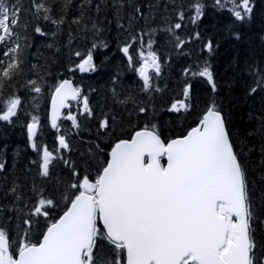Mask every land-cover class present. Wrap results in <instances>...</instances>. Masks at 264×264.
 <instances>
[{"label":"trees","instance_id":"1","mask_svg":"<svg viewBox=\"0 0 264 264\" xmlns=\"http://www.w3.org/2000/svg\"><path fill=\"white\" fill-rule=\"evenodd\" d=\"M4 2L20 9L13 37L0 44V61L4 62L0 67L6 66L13 55L10 50L17 46L14 55L20 61L18 74L5 80L0 89V114L10 98L21 100L17 115L0 121V164L4 165L0 170V228L14 241L13 254L18 253L20 243L40 242L47 224L63 214L76 194L70 185L84 175L94 182L116 142L153 124L166 142L183 136L214 102L245 171L254 264H262L264 0H249L250 13L239 7L242 0H36L51 9L48 13H36L34 0ZM197 4L201 6L199 18ZM236 10L242 18L235 16ZM176 23L182 27L175 29ZM177 37L184 42L182 46ZM125 46H130L132 63L122 52ZM149 50L156 53L160 72L151 69L152 87L145 91L137 69L142 64L139 53L147 55ZM89 51L94 70L81 72L77 65ZM205 66L213 73L215 91L205 77L194 75ZM67 79L81 92L69 111L79 126L65 118L54 129L49 120L50 99L55 87ZM32 80L40 93L32 90ZM84 97L91 116L83 112ZM177 101H184L188 108L171 111ZM33 117L39 124L35 142L54 156L47 177L41 175L42 151L34 150L29 139ZM105 118L110 126L101 129ZM61 135L69 148L60 147ZM41 196L57 205L47 221L32 215ZM27 220L33 221L31 227ZM98 245L108 253L105 241L98 240ZM108 255L111 258L114 253ZM121 259L125 262L124 253Z\"/></svg>","mask_w":264,"mask_h":264},{"label":"snow or ice","instance_id":"2","mask_svg":"<svg viewBox=\"0 0 264 264\" xmlns=\"http://www.w3.org/2000/svg\"><path fill=\"white\" fill-rule=\"evenodd\" d=\"M34 7L36 13L51 11L36 0ZM239 7L245 13L252 11L249 0H242ZM195 9L199 18L201 6L197 4ZM19 11L18 6L10 8L0 0V44L13 37L19 24ZM235 16L242 18L241 11L236 10ZM44 19L49 16L45 15ZM174 27L180 29L182 25L176 23ZM36 31L41 32L40 28ZM183 43L179 41L178 46ZM148 47L151 49V43ZM211 47L209 43V50ZM17 48L10 50L13 53L10 61L0 67V89L5 80H11L20 70V61L14 55ZM129 48L123 47L122 52L132 63ZM139 57L142 64L137 70L147 91L152 87L149 69L159 74L160 63L151 50L147 55L141 51ZM0 65L4 62L0 61ZM77 67L81 72L94 70L91 51ZM194 75L205 77L215 91L213 73L208 66ZM29 83L34 85V92H41L35 80ZM80 95V89L69 80L55 87L52 128H58L60 110L68 107L66 102L77 100ZM188 95L186 87L185 98ZM20 104L19 97L10 98L0 121H10L16 116ZM187 108L184 101H177L170 110L179 112ZM145 111L140 108V112ZM83 112L93 114L87 97L83 98ZM66 119L74 127L79 126L76 116L68 114ZM109 126L108 118L99 124L101 129ZM37 127V118L33 117L28 125L29 139L34 150L42 151L41 175L47 177L54 156L47 147L41 149L35 142ZM59 145L69 148L63 135L59 136ZM162 158H166V165L161 163ZM3 168L0 164V170ZM70 187L76 192L69 199L70 207L47 224L41 242L20 243L18 258L11 250L14 241L10 234L0 228V264H122V253L126 254V264H254L246 175L229 139L225 119L214 102L186 135L165 142L153 124L135 131L129 139H120L111 148L94 182L84 175ZM56 206L53 199L41 196L32 215L47 221ZM98 221L102 228L98 227ZM25 223L31 227L33 221ZM98 240L110 246L108 253H104ZM109 253L114 255L109 258Z\"/></svg>","mask_w":264,"mask_h":264},{"label":"water","instance_id":"3","mask_svg":"<svg viewBox=\"0 0 264 264\" xmlns=\"http://www.w3.org/2000/svg\"><path fill=\"white\" fill-rule=\"evenodd\" d=\"M71 83H72V86L75 87L72 81H71ZM69 101H73V100L69 99V100L66 102V103L68 104V107H65V108H63V109L60 110L61 114H60V118L58 119V121L62 119L64 111L67 110V109L69 108ZM51 112H52V101H51V105H50V118H51ZM222 116H223V115H222ZM58 121H57V122H58ZM225 127H226V123H225ZM226 130H227V127H226ZM229 139H230V137H229ZM230 141H231V140H230ZM101 225H102V223H101ZM41 241H42V239H41ZM41 241H40V242H41ZM16 258H18V255H17Z\"/></svg>","mask_w":264,"mask_h":264},{"label":"rangeland","instance_id":"4","mask_svg":"<svg viewBox=\"0 0 264 264\" xmlns=\"http://www.w3.org/2000/svg\"><path fill=\"white\" fill-rule=\"evenodd\" d=\"M151 73V68L149 69V74Z\"/></svg>","mask_w":264,"mask_h":264},{"label":"flooded vegetation","instance_id":"5","mask_svg":"<svg viewBox=\"0 0 264 264\" xmlns=\"http://www.w3.org/2000/svg\"><path fill=\"white\" fill-rule=\"evenodd\" d=\"M122 264H125V262H122Z\"/></svg>","mask_w":264,"mask_h":264}]
</instances>
